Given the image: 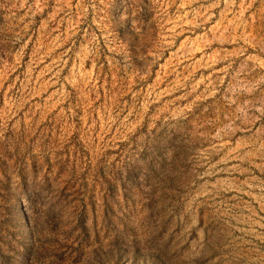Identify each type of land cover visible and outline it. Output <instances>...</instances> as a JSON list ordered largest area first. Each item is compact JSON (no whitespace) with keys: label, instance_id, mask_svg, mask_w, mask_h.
<instances>
[{"label":"rangeland","instance_id":"1","mask_svg":"<svg viewBox=\"0 0 264 264\" xmlns=\"http://www.w3.org/2000/svg\"><path fill=\"white\" fill-rule=\"evenodd\" d=\"M0 264H264V0H0Z\"/></svg>","mask_w":264,"mask_h":264}]
</instances>
